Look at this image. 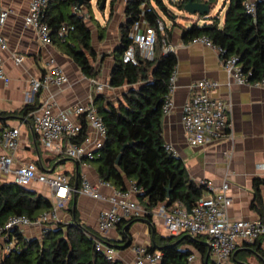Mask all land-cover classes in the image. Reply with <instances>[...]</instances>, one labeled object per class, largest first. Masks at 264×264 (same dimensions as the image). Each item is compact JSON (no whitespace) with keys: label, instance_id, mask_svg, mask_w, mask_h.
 Masks as SVG:
<instances>
[{"label":"crops","instance_id":"1","mask_svg":"<svg viewBox=\"0 0 264 264\" xmlns=\"http://www.w3.org/2000/svg\"><path fill=\"white\" fill-rule=\"evenodd\" d=\"M127 1L116 0L111 8L109 6L107 15L102 12L101 22L94 16L83 13L85 9L80 7V13L84 15L90 32V47L95 54L92 61L95 76L88 78L66 55L56 38L50 44H43L36 39L31 29L24 27L23 17L27 14L30 0H0V9L12 11L0 27V37L4 41V47L0 45V66L7 79L6 82L0 79V131L4 128L19 130V144L12 167L32 164L40 174H63L69 186L75 189L79 188L82 179L96 186L103 198L94 199L72 192L62 210L57 211L59 222L50 224L47 230L58 224H72L76 215L77 224L88 230V234L89 231L95 233V239L114 248L115 262L118 264H134L132 246H143L147 249L154 244L157 236H169L162 219L157 215L159 205L147 210L144 205L146 199L139 200L137 193L132 196V200L146 213L124 219L129 223L120 229L116 226L100 233L97 229V215L110 207L105 199L114 189H118L111 183L110 187L99 185L100 179L93 160L99 156L95 145L101 141V137L85 123V138L79 145L94 154V158H84L78 162L71 158L57 157L46 152L37 136L32 133L31 113L27 117L18 113L34 101L37 109L49 102L51 113L56 114L75 106H87L97 96H102L105 101H112L127 90V87L116 89L109 86ZM95 4L97 5V1ZM55 12L56 9L48 8L49 15ZM167 26L169 28L171 22ZM183 28L176 22L172 26L170 40L173 43H186L182 39ZM13 54L21 55L23 61L15 64L12 60ZM175 57L176 81L171 97L173 106L168 114H162L161 117L164 144L172 148L173 156L182 163L188 178L194 183L207 181L215 187L223 182L228 183L231 197V205L227 209L229 220L264 219V184L258 186V210L250 206L254 199L255 180H264V89L238 85L230 80L222 69L219 55L209 47L187 44L177 49ZM50 65L62 70L66 82L62 86H47L31 94L30 81L40 79ZM201 79L216 81L218 88L213 93L214 97L227 100L231 104L229 120L234 136L232 145L221 141L192 147L186 141L180 124L181 108L191 96L192 85ZM72 120H75L74 117ZM62 142L65 143V140ZM5 152L0 146V156ZM3 182H12V177L0 175V183ZM124 183L127 189L134 182L124 179ZM29 188L52 203L50 190L45 185L33 182ZM147 215L149 218H146ZM47 230L39 226H29L19 232L26 239H39ZM202 239L206 247L204 257L191 246L185 247L191 251L189 256H193L190 264H214L213 256L210 253L206 256V238ZM252 243H257L264 254V237ZM247 244L238 242L235 252L225 264H232L235 255L239 259L245 257L246 262L251 264H263L259 254Z\"/></svg>","mask_w":264,"mask_h":264},{"label":"trees","instance_id":"2","mask_svg":"<svg viewBox=\"0 0 264 264\" xmlns=\"http://www.w3.org/2000/svg\"><path fill=\"white\" fill-rule=\"evenodd\" d=\"M101 0H97L99 5ZM116 0H110V8ZM211 7L214 0H196ZM227 8L223 23L217 18L196 23L182 29V39L189 41L198 36L207 37L214 45L224 51L223 55H234L239 59L243 73H250L249 79H264V1L256 3L255 15L247 14L243 7L244 0H225ZM186 0H178L176 7L182 10ZM76 0H57L51 2L44 13L43 21L51 29L52 39L61 23H66L69 30L64 41H59L64 52L80 68L83 75L93 78L92 66L95 54L90 47V32L83 14L73 7ZM144 6V7H143ZM56 9L48 14V8ZM82 7L90 8V0H83ZM81 7V8H82ZM66 10H63V9ZM159 12L168 16L171 26L166 27V35L175 24V18L163 0H128L124 7V22L120 27V40L116 48L115 62L109 78V86L120 89L127 87L114 100H104L97 96L93 100L98 115L106 128V137L96 163V172L101 181L111 183L119 190L125 189L124 179L133 181L140 191L138 199H146L147 210L157 205L166 206L174 201H181L190 208L202 195L200 184L191 181L182 163L173 154L165 150L161 135V117L164 97L168 90V79L176 66L174 54H162V36L156 33L154 58L151 61L138 59L137 65L124 64L120 55L129 44L128 30L140 14L150 27H156V20L161 19ZM206 18V17H205ZM206 20V19H204ZM37 109L33 101L18 113L27 117ZM80 134L71 140L79 145L85 138V123L81 122ZM124 147V148H123ZM119 163L116 164L118 155ZM264 180H255L254 199L251 208L258 210V186ZM170 194L166 197V189ZM51 203L44 196L32 189L13 182L0 183V226L10 216H26L34 221L42 213L49 211ZM149 218V215L146 216ZM129 221H120L122 228ZM15 246L5 255H0V264H118L106 261L105 257L94 249L96 234L77 224V217L69 225L58 224L45 231L39 239H26L15 230L12 233ZM204 236L192 239L188 236H157L153 245L147 247L150 252L159 250V264H186L191 254L186 246H191L204 257L206 247ZM259 254L264 264V254L257 243H248ZM243 253H241L242 256ZM232 264H251L246 258L234 256Z\"/></svg>","mask_w":264,"mask_h":264},{"label":"built area","instance_id":"3","mask_svg":"<svg viewBox=\"0 0 264 264\" xmlns=\"http://www.w3.org/2000/svg\"><path fill=\"white\" fill-rule=\"evenodd\" d=\"M57 0H30L27 14L23 17V25L33 31L36 39L43 44L52 42L51 29L43 21L46 8L51 2ZM264 0H244L243 7L247 14L254 16L256 3ZM144 7V6H143ZM73 10L80 13V7L74 6ZM10 9H0V27L4 25ZM69 30L66 23H61L55 31V38L64 41ZM162 36L161 53L174 54L179 47L187 44H200L214 50L220 58L222 69L227 77L238 85H251L264 89V79H249L250 73H243L237 56H224V51L214 45L207 37L198 36L186 41V43H173L166 35V26L161 19L156 20V27H150L140 14L129 30L130 40L121 55L124 64L137 65L138 59L151 61L154 58V47L156 44V33ZM0 45L4 47V41L0 37ZM15 64H20L23 57L18 54L12 55ZM1 65V64H0ZM0 79L7 81L1 66ZM62 70L50 65L46 73L40 79L30 81L31 94L47 86H62L66 82ZM176 69L171 72L168 79V90L162 105V114L170 112L172 93L175 88ZM218 88L216 81L201 79L192 85V93L188 100L182 105L180 113V124L186 136L188 145L195 147L209 143L225 141L233 144V128L229 120L231 104L227 100L214 97L213 93ZM31 131L35 134L43 149L57 157L71 158L76 161L82 159L92 160L94 154L86 151L81 145H73L71 140L81 132V122L89 125L101 137L96 143V150H100L106 137V128L98 115L93 103L87 106H75L68 111L51 113L49 102L31 113ZM74 117L75 120H72ZM65 140V143L62 140ZM19 144V130L17 128H4L0 131V146L6 151L0 156V175L12 177V182L28 187L33 182L45 185L51 193V208L42 213L34 221L26 216H10L0 226V255L10 253L14 246L12 233L20 231L24 227L39 226L47 230L50 224L58 223L57 211L62 209L69 199L70 194H80L94 199H101L96 186L82 179L78 189L69 186L63 174H40L36 172L32 164L12 167L13 157ZM165 150L172 154V148L165 145ZM201 197L190 207H186L181 201H174L166 206L160 204L157 215L162 219L167 233L171 236L186 234L190 237L204 236L213 256L214 264H225L236 250L238 242L252 243L264 237V219L236 220L231 221L227 216V209L231 205L229 186L223 182L219 187L213 186L207 181H201ZM100 186L110 187L108 182L99 181ZM140 191L135 183H131L127 189H114L112 194L105 200L110 204L106 210L98 213L96 223L100 233L107 232L117 224L129 217L146 213L138 204L132 200V196ZM94 249L101 253L106 261H115L114 248L94 239ZM134 253V264H159L161 253L159 251H148L143 246H132ZM193 256L187 258L186 264H190Z\"/></svg>","mask_w":264,"mask_h":264},{"label":"rangeland","instance_id":"4","mask_svg":"<svg viewBox=\"0 0 264 264\" xmlns=\"http://www.w3.org/2000/svg\"><path fill=\"white\" fill-rule=\"evenodd\" d=\"M97 0H91L90 1V8L88 10H84L83 13H87L91 17L94 16L96 19H98L101 22L102 19V12L107 15L109 10V0H104V10H100L98 8V5H96ZM204 1V0H203ZM164 4L167 6L168 10L172 13V15L175 18V22L178 25H181L183 27H190L192 24H197L198 26H201L204 22H208L209 20L213 18H217L219 20L220 25L223 23L224 20V14L227 8V1L225 0H214L208 15L206 16H198V15H189L185 13L183 10H178L176 7V3L178 0H163ZM83 9V7L81 8ZM159 15L161 17V20L164 22L165 26L171 22L170 18L166 15H164L162 12H159ZM206 17V18H205ZM206 19V20H204ZM58 169H56L57 171ZM68 205V204H67ZM66 205V207H67ZM62 210V209H61Z\"/></svg>","mask_w":264,"mask_h":264},{"label":"water","instance_id":"5","mask_svg":"<svg viewBox=\"0 0 264 264\" xmlns=\"http://www.w3.org/2000/svg\"><path fill=\"white\" fill-rule=\"evenodd\" d=\"M76 1H77V6L82 7L83 0H76ZM103 6H104V0H101L99 5H98V8L101 10V9H103ZM182 10L189 15H198V16L202 17V16L208 15V13L210 11V7L203 2H198L196 0H186V3L184 4ZM203 24H205V23H203ZM120 157H121V154L118 155V157L116 159V164L119 163ZM169 194H170V188L168 187L166 189V197L167 198H168ZM208 255H209V249L207 251L206 256H208Z\"/></svg>","mask_w":264,"mask_h":264}]
</instances>
